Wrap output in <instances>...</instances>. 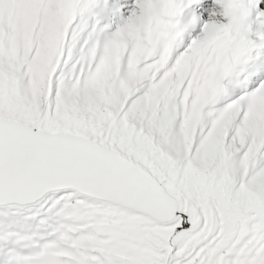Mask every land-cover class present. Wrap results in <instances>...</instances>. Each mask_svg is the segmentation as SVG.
Masks as SVG:
<instances>
[{
	"label": "snow or ice",
	"instance_id": "obj_1",
	"mask_svg": "<svg viewBox=\"0 0 264 264\" xmlns=\"http://www.w3.org/2000/svg\"><path fill=\"white\" fill-rule=\"evenodd\" d=\"M0 264H264V0H0Z\"/></svg>",
	"mask_w": 264,
	"mask_h": 264
}]
</instances>
